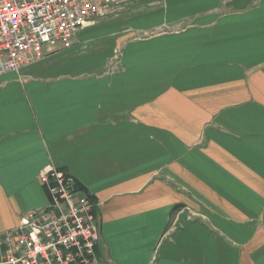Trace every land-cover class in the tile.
<instances>
[{
	"label": "crops",
	"instance_id": "0c3cea01",
	"mask_svg": "<svg viewBox=\"0 0 264 264\" xmlns=\"http://www.w3.org/2000/svg\"><path fill=\"white\" fill-rule=\"evenodd\" d=\"M50 167L106 264H264V0H132L0 76V233Z\"/></svg>",
	"mask_w": 264,
	"mask_h": 264
},
{
	"label": "built area",
	"instance_id": "2783aa9c",
	"mask_svg": "<svg viewBox=\"0 0 264 264\" xmlns=\"http://www.w3.org/2000/svg\"><path fill=\"white\" fill-rule=\"evenodd\" d=\"M132 0H0V76L18 73L59 45L71 47L91 19ZM49 202L0 233V264H106L97 253L96 202L59 168L40 173Z\"/></svg>",
	"mask_w": 264,
	"mask_h": 264
},
{
	"label": "trees",
	"instance_id": "16d2710c",
	"mask_svg": "<svg viewBox=\"0 0 264 264\" xmlns=\"http://www.w3.org/2000/svg\"><path fill=\"white\" fill-rule=\"evenodd\" d=\"M78 184L80 187L84 188V186L78 181Z\"/></svg>",
	"mask_w": 264,
	"mask_h": 264
}]
</instances>
